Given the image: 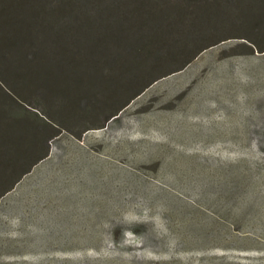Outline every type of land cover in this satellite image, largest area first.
<instances>
[{"label": "rangeland", "instance_id": "374dc122", "mask_svg": "<svg viewBox=\"0 0 264 264\" xmlns=\"http://www.w3.org/2000/svg\"><path fill=\"white\" fill-rule=\"evenodd\" d=\"M239 36L118 119L138 84L92 113L77 87L84 103L58 109L71 129L0 199V264H264V52Z\"/></svg>", "mask_w": 264, "mask_h": 264}, {"label": "trees", "instance_id": "16d2710c", "mask_svg": "<svg viewBox=\"0 0 264 264\" xmlns=\"http://www.w3.org/2000/svg\"><path fill=\"white\" fill-rule=\"evenodd\" d=\"M235 32L264 52V0H0V199L71 129L58 109L84 103L77 87L86 83L92 113L138 84L108 110L118 119L156 76L183 70ZM259 223L264 233V217Z\"/></svg>", "mask_w": 264, "mask_h": 264}]
</instances>
